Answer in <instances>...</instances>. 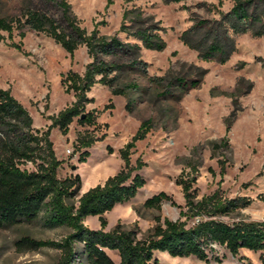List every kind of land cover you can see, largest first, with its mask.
Returning a JSON list of instances; mask_svg holds the SVG:
<instances>
[{
    "label": "rangeland",
    "instance_id": "rangeland-1",
    "mask_svg": "<svg viewBox=\"0 0 264 264\" xmlns=\"http://www.w3.org/2000/svg\"><path fill=\"white\" fill-rule=\"evenodd\" d=\"M28 0H0V16L19 15ZM68 0L72 12L80 25L90 31L96 22L101 34L112 35L121 21L125 8L140 7L145 15H151L164 27L162 37L166 47L162 51L143 49L141 58L147 62L146 75L126 71L118 83H133L137 89H129L125 96L112 95L107 86L96 84L87 93L92 101L85 110H95L96 126L80 125L76 118L69 125L66 135L51 128L50 139L57 158L63 159L58 169L60 177L79 173L82 189L89 188L116 173L121 165L118 149L136 131L139 123L151 119L152 128L145 138L136 142L130 160L136 158L145 165L139 173L145 185L130 201L117 205L104 214L105 230L116 223L123 228H137V238L148 236L156 224V217L175 220L185 200L178 178L194 177L192 189L197 198L219 188L228 197L247 196L251 203L221 219L231 222L237 219L264 221V68L259 58L264 57V36L244 34L237 38L235 52L224 64L204 61L196 51L179 40L180 32L190 25V14L203 18L217 17L215 5L222 11L232 6V0H182L164 4L162 0ZM36 0H33L35 3ZM50 13L59 15L54 6ZM0 34V88L9 89L29 111L33 127L45 130L51 123L49 116L73 100L72 92L66 93L60 83L61 75L69 69L81 73L90 61L84 45L79 46L72 57L54 40L41 32L27 29L21 40L22 51L11 46L10 41L19 42L16 31L9 38L7 32ZM125 39L123 33L118 34ZM192 66L207 69L200 85L189 90L179 100L158 97L160 84L152 79L157 76L184 73L192 76ZM244 82L239 83L238 79ZM248 82L252 88L242 94ZM236 99L239 108L227 133L228 147L213 150L212 142L225 135L224 120ZM129 102V108L125 107ZM92 136L95 140L89 148H78L77 135ZM112 148L108 153L106 147ZM69 149V151H67ZM88 150L86 162L78 161L80 152ZM224 174H220L221 166ZM26 167L32 169L30 163ZM74 167V168H73ZM159 191H164L175 203L163 200L160 207L146 208L144 200ZM177 205V206H176ZM84 224L99 228L97 216H89ZM194 219L187 221V226ZM70 228L66 226L47 228L40 222L23 223L0 228V264H55L59 250L44 246L32 250H20L15 241L23 235L40 240H60ZM207 261L191 257H171L166 252L155 251L158 264H261L259 252L239 249L231 254L224 246L212 244ZM118 263L115 251H107Z\"/></svg>",
    "mask_w": 264,
    "mask_h": 264
},
{
    "label": "trees",
    "instance_id": "trees-1",
    "mask_svg": "<svg viewBox=\"0 0 264 264\" xmlns=\"http://www.w3.org/2000/svg\"><path fill=\"white\" fill-rule=\"evenodd\" d=\"M180 1L162 0L164 4ZM110 3L108 0L106 6ZM51 5L58 9L57 17L50 13ZM208 9H214L217 17L190 14V25L178 36L182 44L196 51L201 60L224 64L235 52L239 36H264V0H232L227 11L215 5L208 6ZM98 24H104V21L96 22L90 31L81 26L68 0H36L35 3L28 0L19 15L0 16V32H7L9 38L14 31L17 32L20 41H10V44L18 51H22L21 40L29 29L52 38L71 57L79 46L84 45L90 58L81 73L69 69L61 75L64 91L72 92L74 100L48 117L51 123L45 130L34 128L27 108L8 88H0V228L35 221L47 228H70L60 240H40L23 235L15 241L20 250L44 246L59 250L60 256L55 264H158L155 251L166 252L171 257L207 261L208 253L213 250L212 244L224 246L233 255L239 249L259 252V260L264 264V221L240 218L228 222L221 219L245 208L251 199L247 196L228 197L219 188L197 198L195 189H192L194 177L176 180L185 200L179 217L175 220L164 217L162 221L156 217L157 222L146 238L138 239L137 228L125 229L119 222L113 229L105 230L104 214L133 199L145 185V178L139 173L145 163L138 157L132 164L130 156L136 142L143 140L152 128L150 118L142 120L130 139L118 149L122 165L104 182L81 192L79 173L58 175L63 159L55 154L50 139L51 128L66 135L74 118L80 125L96 126V111L85 110V105L92 101L87 96L90 89L100 84L107 86L112 95L125 96L129 89L138 86L133 83L120 85V76L128 70L146 75L148 64L141 58V51H162L166 47L162 37L164 27L153 16L145 15L140 7L125 8L118 29L112 35L101 34ZM119 33H123L125 39L120 38ZM0 38H3L1 34ZM258 61L264 68V57ZM192 68V76L178 73L154 77L152 80L161 86L158 97L179 100L189 90L197 88L207 69ZM238 82H244L243 78ZM251 88L252 83L248 82L242 94ZM232 103L233 107L224 120L225 135L218 142H212L213 150L228 147L227 133L239 109L236 99ZM129 104H125L127 109ZM76 139L78 148H89L102 137L94 139L90 135L78 134ZM106 149L112 153L110 146ZM89 156V151L84 150L78 161L84 163ZM27 163L33 168H27ZM220 174H224L223 165ZM163 200L175 204L168 194L159 191L147 197L143 206L158 209ZM88 216L98 217L99 228L84 224ZM196 217L199 221L187 226V221ZM107 251L117 253L118 263Z\"/></svg>",
    "mask_w": 264,
    "mask_h": 264
},
{
    "label": "crops",
    "instance_id": "crops-1",
    "mask_svg": "<svg viewBox=\"0 0 264 264\" xmlns=\"http://www.w3.org/2000/svg\"><path fill=\"white\" fill-rule=\"evenodd\" d=\"M87 189H88V188H86V189H82V192H84V191L87 190ZM118 205H121V204H118ZM116 206H117V205H116ZM116 206H115V207H116ZM108 212H109V211H108ZM106 213H107V212H106ZM88 219H90L89 216H88L85 220H88ZM85 220H84V221H85Z\"/></svg>",
    "mask_w": 264,
    "mask_h": 264
},
{
    "label": "built area",
    "instance_id": "built-area-1",
    "mask_svg": "<svg viewBox=\"0 0 264 264\" xmlns=\"http://www.w3.org/2000/svg\"><path fill=\"white\" fill-rule=\"evenodd\" d=\"M67 151H69V149H67ZM198 221H199V218L196 217V218L194 219V222H198Z\"/></svg>",
    "mask_w": 264,
    "mask_h": 264
},
{
    "label": "water",
    "instance_id": "water-1",
    "mask_svg": "<svg viewBox=\"0 0 264 264\" xmlns=\"http://www.w3.org/2000/svg\"><path fill=\"white\" fill-rule=\"evenodd\" d=\"M74 168V167H73Z\"/></svg>",
    "mask_w": 264,
    "mask_h": 264
}]
</instances>
